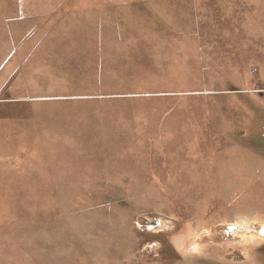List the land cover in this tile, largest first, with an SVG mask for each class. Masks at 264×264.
Segmentation results:
<instances>
[{
	"label": "rangeland",
	"instance_id": "1",
	"mask_svg": "<svg viewBox=\"0 0 264 264\" xmlns=\"http://www.w3.org/2000/svg\"><path fill=\"white\" fill-rule=\"evenodd\" d=\"M0 264H264V0H0Z\"/></svg>",
	"mask_w": 264,
	"mask_h": 264
},
{
	"label": "crops",
	"instance_id": "2",
	"mask_svg": "<svg viewBox=\"0 0 264 264\" xmlns=\"http://www.w3.org/2000/svg\"><path fill=\"white\" fill-rule=\"evenodd\" d=\"M141 1H142V0H141ZM158 1L161 2V1H164V0H158ZM143 2H148V0H147V1H146V0L144 1V0H143Z\"/></svg>",
	"mask_w": 264,
	"mask_h": 264
},
{
	"label": "bare ground",
	"instance_id": "3",
	"mask_svg": "<svg viewBox=\"0 0 264 264\" xmlns=\"http://www.w3.org/2000/svg\"><path fill=\"white\" fill-rule=\"evenodd\" d=\"M150 229H152V227Z\"/></svg>",
	"mask_w": 264,
	"mask_h": 264
}]
</instances>
